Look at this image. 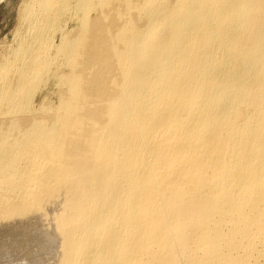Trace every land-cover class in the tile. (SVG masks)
I'll return each instance as SVG.
<instances>
[{
    "label": "bare ground",
    "instance_id": "6f19581e",
    "mask_svg": "<svg viewBox=\"0 0 264 264\" xmlns=\"http://www.w3.org/2000/svg\"><path fill=\"white\" fill-rule=\"evenodd\" d=\"M18 7L0 264H264V0Z\"/></svg>",
    "mask_w": 264,
    "mask_h": 264
},
{
    "label": "rangeland",
    "instance_id": "374dc122",
    "mask_svg": "<svg viewBox=\"0 0 264 264\" xmlns=\"http://www.w3.org/2000/svg\"><path fill=\"white\" fill-rule=\"evenodd\" d=\"M20 3L21 0H0V45L8 42L11 38L16 24V13ZM40 97L41 94H37L35 102H37ZM19 262L20 261L14 262V264H18Z\"/></svg>",
    "mask_w": 264,
    "mask_h": 264
}]
</instances>
